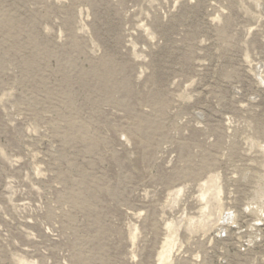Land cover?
I'll return each mask as SVG.
<instances>
[{
  "label": "rangeland",
  "instance_id": "1",
  "mask_svg": "<svg viewBox=\"0 0 264 264\" xmlns=\"http://www.w3.org/2000/svg\"><path fill=\"white\" fill-rule=\"evenodd\" d=\"M0 264H264V0H0Z\"/></svg>",
  "mask_w": 264,
  "mask_h": 264
}]
</instances>
